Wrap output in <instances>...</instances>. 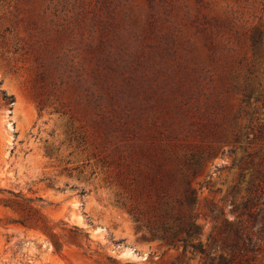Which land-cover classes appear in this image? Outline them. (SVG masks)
I'll use <instances>...</instances> for the list:
<instances>
[{"label":"rangeland","instance_id":"374dc122","mask_svg":"<svg viewBox=\"0 0 264 264\" xmlns=\"http://www.w3.org/2000/svg\"><path fill=\"white\" fill-rule=\"evenodd\" d=\"M255 188L264 0H0V264H219ZM190 190L208 256L151 232Z\"/></svg>","mask_w":264,"mask_h":264},{"label":"trees","instance_id":"16d2710c","mask_svg":"<svg viewBox=\"0 0 264 264\" xmlns=\"http://www.w3.org/2000/svg\"><path fill=\"white\" fill-rule=\"evenodd\" d=\"M5 100L11 104L14 102V97L5 95ZM247 127L254 129L252 124ZM247 136L249 137V135ZM248 156L250 157L251 154ZM193 194L194 191L190 190V196L186 199L179 198L177 205L171 204L168 199L164 200L161 213L162 224L160 227L151 228V232L153 236L162 237L172 243H181L185 248L190 246L193 252H200L208 256L210 239L207 246L195 240L198 228L189 212V207L194 201ZM259 210H264V190L255 188L251 196L237 207L238 219L233 223L224 224L220 229V234L225 233L226 238L221 242L222 250L217 257L219 264H243L254 259V254L259 248L255 244L253 236L244 233L243 228L246 221L251 224L258 221ZM263 227L261 228L262 232H264Z\"/></svg>","mask_w":264,"mask_h":264}]
</instances>
